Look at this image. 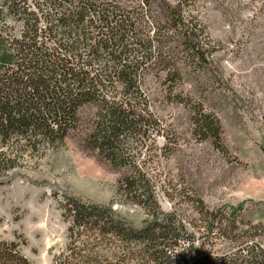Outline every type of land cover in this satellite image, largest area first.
<instances>
[{
	"label": "trees",
	"instance_id": "trees-1",
	"mask_svg": "<svg viewBox=\"0 0 264 264\" xmlns=\"http://www.w3.org/2000/svg\"><path fill=\"white\" fill-rule=\"evenodd\" d=\"M154 2L0 0V147L6 149L0 170L18 166L25 154L38 158L61 147L80 128L81 109L90 106L95 111L82 141L125 170L116 183V202L139 207L145 219L136 227L111 204L66 197L70 241L53 264H264L258 242L264 228L241 220L240 208L210 209L181 192L198 216L190 228L179 213L158 204V176L146 170L142 150L156 136L175 143V133L152 111L144 80L159 68L166 80L181 76L168 58L167 32L180 37L192 61L204 62L206 52L202 30L183 22V0L163 17L150 14ZM178 94L168 90L166 97ZM193 112L200 140L211 139L225 152L219 124L201 107ZM195 233L199 246H192ZM214 240L235 246L216 249ZM0 264L34 263L15 242L1 241Z\"/></svg>",
	"mask_w": 264,
	"mask_h": 264
},
{
	"label": "rangeland",
	"instance_id": "rangeland-1",
	"mask_svg": "<svg viewBox=\"0 0 264 264\" xmlns=\"http://www.w3.org/2000/svg\"><path fill=\"white\" fill-rule=\"evenodd\" d=\"M176 4L155 0L150 14L167 16V9ZM181 14L187 28L196 24L202 30L200 46L206 59H189L180 37L167 32L168 58L181 76L166 80L165 70L159 68L158 75L144 80L152 111L175 133V143L156 136L147 152L142 150L146 170L158 176V204L165 211L175 210L191 228L199 222L181 195L185 191L210 209L240 208L241 220L264 228V0H183ZM146 15L149 18L147 10ZM168 90L181 96L168 99ZM199 107L219 124L225 152L196 134L193 110ZM94 111L90 106L81 109L80 128L61 147L38 158L25 154L18 166L0 170V242H15L34 264H53L69 246L62 206L66 197L111 204L136 227L145 219L139 207L116 202V183L125 170L82 141L81 132ZM198 236L195 233L192 246H199ZM258 242L264 248V232ZM212 246L235 245L214 240Z\"/></svg>",
	"mask_w": 264,
	"mask_h": 264
}]
</instances>
